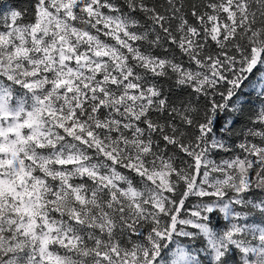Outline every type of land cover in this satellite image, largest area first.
Segmentation results:
<instances>
[{
  "label": "snow or ice",
  "instance_id": "1",
  "mask_svg": "<svg viewBox=\"0 0 264 264\" xmlns=\"http://www.w3.org/2000/svg\"><path fill=\"white\" fill-rule=\"evenodd\" d=\"M0 264H264V0H0Z\"/></svg>",
  "mask_w": 264,
  "mask_h": 264
}]
</instances>
